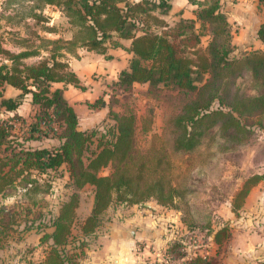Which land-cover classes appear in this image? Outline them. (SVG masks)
<instances>
[{"label":"trees","instance_id":"obj_1","mask_svg":"<svg viewBox=\"0 0 264 264\" xmlns=\"http://www.w3.org/2000/svg\"><path fill=\"white\" fill-rule=\"evenodd\" d=\"M189 1L194 5L193 16H181L172 24L163 17L171 9L170 0L0 2L3 8H17L16 14L28 8L19 18L32 33L22 37L20 51L0 47L6 57L0 60V112L16 109L26 93L36 105L27 116H0V248L34 230L40 233L42 257L27 264H70L67 246L81 249L86 245L101 227L102 213L111 203H145L153 197L160 204L177 207L189 188L174 175L142 179L145 162L136 163L142 153L135 146L136 115L131 109L110 108L108 117L113 121L101 131L79 128L78 114L64 95L66 86L77 85L79 77L69 68L65 52L74 53L77 47L104 52L108 43L116 46L119 38H130L128 68L120 71L109 89L112 94L118 89L116 95L123 96L135 83H147L151 92L162 88L188 95L170 117L172 149L196 152L186 157L185 169L208 162L207 147L216 137L223 140L220 148L230 150L231 145L224 142L242 144L249 139L253 124L264 126V46L237 54L225 0ZM46 4L59 7L66 26L47 24ZM27 17L60 35H40L25 21ZM257 37L264 42V21ZM31 55L40 58L26 63L24 58ZM56 82L62 86H54ZM5 84L19 88L20 93L4 96ZM46 138L57 143H42ZM106 166L111 168L103 173ZM59 168L67 172L72 187L52 208H46L43 202L51 182L45 175ZM252 176L242 181L233 199L239 193L245 197L262 177ZM85 185L92 189L93 202L78 224L80 233L73 235L78 191ZM10 196L16 199L8 203L5 198ZM232 206L236 207L234 202ZM208 230L218 244L230 234L225 233L226 227ZM188 247L175 239L166 246V256L182 258ZM190 252L193 255L181 264H220L207 254Z\"/></svg>","mask_w":264,"mask_h":264},{"label":"rangeland","instance_id":"obj_2","mask_svg":"<svg viewBox=\"0 0 264 264\" xmlns=\"http://www.w3.org/2000/svg\"><path fill=\"white\" fill-rule=\"evenodd\" d=\"M227 1V3H231L232 0ZM171 3L172 8L163 16L169 24L174 23L181 16L189 15L194 6L189 0H171ZM259 3L264 4V0H260ZM26 9L28 8L23 7L21 12L16 14L17 8L13 9L11 6L3 8L0 4L1 43L8 44L10 41L15 47H21L22 37L32 36L30 29L28 30L24 21L19 18V15L25 14ZM43 14L50 18L55 15L49 9L44 10ZM25 21L40 35L51 38L54 36L49 30L41 27L35 19L27 17ZM52 23L62 25L60 27L67 25L64 18L60 16L54 17L52 21L47 18V24L51 25ZM14 51L17 50L14 49ZM241 51L240 48L236 53L239 54ZM2 57L6 58L4 54ZM6 61L9 62L10 60L6 59ZM69 68L71 69L70 66ZM94 79L98 82H94ZM107 79L103 72L97 73L95 71L83 80V84L70 83L68 85L71 87L81 86L83 87L82 90H85L83 93L78 89V92L83 93V96L74 92L68 94L70 100H77L75 107L79 128H96L101 131L107 123L113 121L108 117L110 108L114 110L131 109L136 115L135 146L142 153L136 163L145 162V167L141 172L142 179L154 180L161 174L167 179L169 175H174L181 183H186L189 186L188 191L185 192V199L178 204V208L160 204L153 197L145 201L149 205L152 203L157 206L162 219L165 221V227L158 235L157 241L147 239L144 243H139L136 246L141 264H181V261L193 255L190 249L211 256L215 263L262 264L263 260L255 259L259 246L256 244L255 247H249V242L252 234L255 237L252 239L253 245H255L256 241L261 238V230H264V126L259 127V125L253 124L249 139L242 144L224 142V145H231L230 150L220 148L219 144L223 140L216 137L217 141H211L210 146L207 147L209 149L206 151L209 153L207 155L208 162L185 169L186 157L196 152L174 151L172 149L171 137L174 127L170 122V117L178 111L181 103L186 100L188 95L162 88L151 92L148 90L147 83L136 84L130 92L123 96L116 95L118 89L113 94L109 89V86L113 85L114 79L111 78L109 81ZM96 86L99 88L98 90ZM79 102L80 105L77 104ZM32 111V109L29 110V112ZM0 116L5 117L7 115L0 113ZM42 143H57V140L46 138ZM233 143L235 149L231 148ZM198 161L197 157L195 162ZM110 168V166H106L103 173H107ZM253 173L262 177L250 188L245 197L239 193L238 199H233V195L242 189V181L252 176ZM45 177L48 178L47 181L51 182V186L49 187L50 193L47 194L43 203L46 204V208H52L53 205L51 204L66 195L72 186L68 174L63 168L51 171ZM46 186L44 185L42 188L44 189ZM78 195L79 203L75 209L73 235L80 233L78 224L85 216L89 196L92 195L91 187L85 185L78 191ZM15 199L14 196L5 198L8 203ZM233 202L235 208L232 206ZM145 203L137 204L143 206ZM119 206L120 203L113 202L107 207L108 209L104 210L102 225L111 220L113 209ZM218 227H226L225 233L228 231L230 233L226 237L223 236L220 244L214 242L212 236L208 235V228L212 230ZM103 228L100 227L98 230L104 231ZM249 229L254 231H249ZM39 235L40 233L37 231L29 230L19 240L10 239L3 248H0V264H27L28 260H37L42 257L41 249L38 246ZM164 238L167 240L164 241ZM175 239L181 240L184 245H189V252L182 258L172 259L166 256V246ZM98 244L99 242L94 236L81 249L67 246V253L71 255L70 264L89 263L94 255L92 250ZM108 249H110L108 251H112L113 248L110 246ZM217 249L218 252L215 253ZM117 250L118 256H121L120 254L128 256V252L121 246L117 245ZM143 250L145 252L138 253V251ZM108 255L112 257L111 253ZM118 259L120 262L121 258Z\"/></svg>","mask_w":264,"mask_h":264},{"label":"crops","instance_id":"obj_3","mask_svg":"<svg viewBox=\"0 0 264 264\" xmlns=\"http://www.w3.org/2000/svg\"><path fill=\"white\" fill-rule=\"evenodd\" d=\"M225 2L227 18L232 25L233 42L237 45V50L241 48L242 51H248L254 48L263 47L264 42L257 37V29L259 24L264 21V4L259 3L260 0H232L231 3H227L228 1L225 0ZM192 8L189 15H186V17L193 16ZM46 9H49L55 14L53 18L60 16L63 17L66 22V17L58 6L54 4H46L43 8V12ZM53 18L48 17L51 21ZM50 33H53L54 36L60 35L58 32ZM62 35L66 36L68 33L63 32ZM118 40L120 42L119 45L115 46L108 43L104 52L89 50L84 47H77L74 53L65 52L64 58L68 61L71 69L74 70L79 77L80 84H83V80L92 72H103L104 77L108 78L107 80L109 81L111 78L115 80L122 69L128 68L129 59L132 54L129 50L131 39L119 38ZM0 44L2 48L11 51H14V49L20 51L23 48L19 46L15 47L10 41L8 44H3L0 41ZM41 53L43 54L45 52L42 51ZM2 55L3 53L0 52V60L3 59ZM38 58H40V55H31L24 58V61L26 63H33L36 62ZM93 81L98 82L95 79ZM136 84L138 83H135L133 88ZM68 85L66 86V89H64V95L77 112L75 107L77 100H70L68 94L69 92H74L79 96H83L85 90H82L83 87L81 86L71 87ZM54 86H62V82H56L54 83ZM78 89L83 93H79ZM96 89L98 90L99 88L96 86ZM20 91L19 88L11 84H5L3 95L6 97H15ZM77 104L80 105L81 103L79 102ZM31 109L33 111L29 112ZM35 109L36 105L31 102V95L26 93L23 97V101L16 109L0 113H5L6 115L18 113L27 116L33 113ZM89 109L91 110L92 108ZM92 202L93 195L89 196V204L85 215L89 213ZM164 222L165 221L162 219V215H160L157 206L152 203L143 206L137 203L120 204L119 207L113 209L111 220L106 221L104 225L101 226L104 227V231H97L95 239L98 240L99 244L92 250L94 255L92 256L91 261L87 264H141V260L138 259L139 255H137L136 246L139 243H144L147 239L157 241L158 235L163 227H165ZM249 231L252 230L249 229ZM253 238L255 237L251 234L249 247H255L256 244L259 246L257 248L258 252L255 255V259L260 258V260H263L261 263L264 264V230H261V238L256 241L257 243H255V245H253L252 242ZM163 240L165 241L167 239L164 238ZM117 245L127 251L128 256H123V254L118 256ZM110 246L113 248L111 249L112 251H108L110 250L108 249ZM245 250L248 251V249ZM141 252L143 253L145 251H138V253ZM109 253H111L112 257L108 255ZM118 258H121L120 262Z\"/></svg>","mask_w":264,"mask_h":264},{"label":"water","instance_id":"obj_4","mask_svg":"<svg viewBox=\"0 0 264 264\" xmlns=\"http://www.w3.org/2000/svg\"><path fill=\"white\" fill-rule=\"evenodd\" d=\"M145 205H149V203H145Z\"/></svg>","mask_w":264,"mask_h":264}]
</instances>
